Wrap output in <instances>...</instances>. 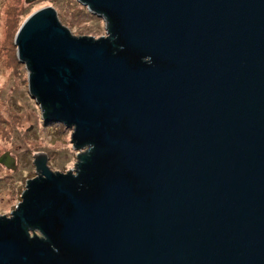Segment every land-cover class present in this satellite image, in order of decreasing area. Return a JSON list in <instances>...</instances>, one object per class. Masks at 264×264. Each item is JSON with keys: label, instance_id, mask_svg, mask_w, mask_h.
Wrapping results in <instances>:
<instances>
[{"label": "water", "instance_id": "water-1", "mask_svg": "<svg viewBox=\"0 0 264 264\" xmlns=\"http://www.w3.org/2000/svg\"><path fill=\"white\" fill-rule=\"evenodd\" d=\"M77 2L105 34L54 5L14 38L78 153L69 171L34 156L0 264H264V0Z\"/></svg>", "mask_w": 264, "mask_h": 264}, {"label": "rangeland", "instance_id": "rangeland-1", "mask_svg": "<svg viewBox=\"0 0 264 264\" xmlns=\"http://www.w3.org/2000/svg\"><path fill=\"white\" fill-rule=\"evenodd\" d=\"M54 5L75 36L105 34L103 20L77 0H0V156L7 153L16 164L14 171L0 164V214H11L25 183L36 176L34 156L49 151L54 169L59 171L73 170L76 162L72 130L44 124L40 109L29 96L27 71L18 61L14 45V26L31 13Z\"/></svg>", "mask_w": 264, "mask_h": 264}, {"label": "trees", "instance_id": "trees-1", "mask_svg": "<svg viewBox=\"0 0 264 264\" xmlns=\"http://www.w3.org/2000/svg\"><path fill=\"white\" fill-rule=\"evenodd\" d=\"M25 12H26V11H25ZM33 13H34V12H33ZM33 13H31V14H33ZM31 14H30V15H31ZM30 15H29V16H30ZM29 16H28V17H29ZM28 17H26V18L22 21V23H21L19 26H16V27L14 26V32H13V34H15V32L19 30L20 26L23 24V22H24ZM16 21H17V20H16Z\"/></svg>", "mask_w": 264, "mask_h": 264}]
</instances>
